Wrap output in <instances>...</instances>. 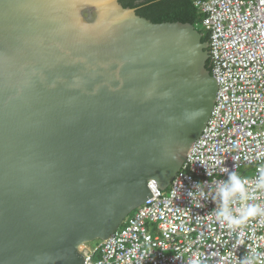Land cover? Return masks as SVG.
Returning a JSON list of instances; mask_svg holds the SVG:
<instances>
[{
	"label": "water",
	"instance_id": "95a60500",
	"mask_svg": "<svg viewBox=\"0 0 264 264\" xmlns=\"http://www.w3.org/2000/svg\"><path fill=\"white\" fill-rule=\"evenodd\" d=\"M208 59L193 23L121 0H0V264H83L167 189L217 99Z\"/></svg>",
	"mask_w": 264,
	"mask_h": 264
},
{
	"label": "built area",
	"instance_id": "2783aa9c",
	"mask_svg": "<svg viewBox=\"0 0 264 264\" xmlns=\"http://www.w3.org/2000/svg\"><path fill=\"white\" fill-rule=\"evenodd\" d=\"M212 1L205 22L219 90L211 116L168 188L151 181L152 196L110 237L84 248L83 264H187L194 254L203 264H239L252 252L264 264V221L245 224L237 247V234L215 221L212 192L200 208L185 194L194 180L224 179L223 163L230 170L236 163L249 180L264 165V0Z\"/></svg>",
	"mask_w": 264,
	"mask_h": 264
},
{
	"label": "clouds",
	"instance_id": "9594fccd",
	"mask_svg": "<svg viewBox=\"0 0 264 264\" xmlns=\"http://www.w3.org/2000/svg\"><path fill=\"white\" fill-rule=\"evenodd\" d=\"M218 168L224 179L214 181V186L208 180H194L185 194L193 207L200 208L209 199L208 193L211 191L212 202L216 205L212 213L215 221L237 234L238 247L243 226L256 219L264 221V200H259L257 196V193L264 192V165L258 167V175L254 180L241 175L236 163L231 170L224 163ZM206 175L209 176L207 169ZM171 231H175L174 226ZM187 264H203V260L194 254ZM239 264H257L255 252L240 258Z\"/></svg>",
	"mask_w": 264,
	"mask_h": 264
},
{
	"label": "trees",
	"instance_id": "16d2710c",
	"mask_svg": "<svg viewBox=\"0 0 264 264\" xmlns=\"http://www.w3.org/2000/svg\"><path fill=\"white\" fill-rule=\"evenodd\" d=\"M121 2L124 6L136 7L138 14L154 22L180 20L196 25L202 19V13L195 6L194 0H121ZM208 39L209 35L204 33L202 40Z\"/></svg>",
	"mask_w": 264,
	"mask_h": 264
},
{
	"label": "bare ground",
	"instance_id": "6f19581e",
	"mask_svg": "<svg viewBox=\"0 0 264 264\" xmlns=\"http://www.w3.org/2000/svg\"><path fill=\"white\" fill-rule=\"evenodd\" d=\"M203 3H205L204 6H203ZM194 4L202 13V19L195 25V27L198 30H200L198 28V26L201 24L203 26V28H204L203 31L200 30V32L202 33V36H203L204 33H207L209 35V38H210L211 30H209V29H211V27L207 25V23L205 22V19L208 17V15H210L211 11L216 6V4L212 0H194ZM208 50H209V45H208ZM208 62H209V69H210L211 73L213 74V72L211 70L210 53H209Z\"/></svg>",
	"mask_w": 264,
	"mask_h": 264
},
{
	"label": "rangeland",
	"instance_id": "374dc122",
	"mask_svg": "<svg viewBox=\"0 0 264 264\" xmlns=\"http://www.w3.org/2000/svg\"><path fill=\"white\" fill-rule=\"evenodd\" d=\"M198 28L201 30H204V28H203V26L200 24L199 26H198ZM243 172V169H241V173ZM100 241H102V240H94V241H91V242H89V243H86L85 245H83L82 246V250L84 249V248H89L90 250H93L96 246H97V244L100 242Z\"/></svg>",
	"mask_w": 264,
	"mask_h": 264
}]
</instances>
